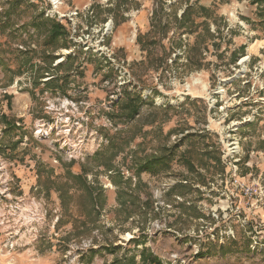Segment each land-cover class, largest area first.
I'll return each instance as SVG.
<instances>
[{
  "label": "rangeland",
  "instance_id": "374dc122",
  "mask_svg": "<svg viewBox=\"0 0 264 264\" xmlns=\"http://www.w3.org/2000/svg\"><path fill=\"white\" fill-rule=\"evenodd\" d=\"M0 158V264H264V0H0Z\"/></svg>",
  "mask_w": 264,
  "mask_h": 264
},
{
  "label": "built area",
  "instance_id": "2783aa9c",
  "mask_svg": "<svg viewBox=\"0 0 264 264\" xmlns=\"http://www.w3.org/2000/svg\"><path fill=\"white\" fill-rule=\"evenodd\" d=\"M47 92H45L46 94ZM54 100H61V103L59 106L57 103L54 102ZM46 111H51V113H57L56 111H58L60 117H57L58 120H55L54 122H51L49 120H44V119H40L39 122H37L35 124L33 133L34 136L37 138H47L49 137V135L54 131V133L57 136H60L61 134L65 135V137L71 136V132H70V128H61V126L58 127L59 124L61 123H66L65 127H68L70 125H68L71 122V115L72 114H76L78 113V108L76 107V102L69 100V98L63 96V97H56V98H51L49 100H47V105H46ZM58 109V110H57ZM62 110V111H61ZM47 112V113H48ZM59 122V124L57 125V123ZM75 125H79V122H75ZM63 146L65 145L64 143H61ZM7 162L5 159L0 158V198L7 200H12L13 199V195H12V187L11 184L13 183L11 181V179H9L10 175L8 174V168H7ZM240 184V183H239ZM240 190L241 193L244 196H249L252 197L253 195H255L257 193L256 189H254L251 186H247V185H240ZM15 202L17 204L16 207H23L25 204L24 202V197H19L17 199H15ZM13 203V202H12ZM15 204V205H16ZM34 216H31L29 218L28 222H34L36 220V222L38 223L40 221L39 218L40 216H35V218H33ZM2 219L0 218V225H2ZM31 230V229H30ZM36 231V230H35ZM28 233H30V231H28ZM14 235H18V231L16 230V233ZM22 236H25L23 234L19 235V238H21ZM17 241V240H16ZM14 242V241H13ZM20 243H10V247L12 249H14L16 246H19Z\"/></svg>",
  "mask_w": 264,
  "mask_h": 264
},
{
  "label": "trees",
  "instance_id": "16d2710c",
  "mask_svg": "<svg viewBox=\"0 0 264 264\" xmlns=\"http://www.w3.org/2000/svg\"><path fill=\"white\" fill-rule=\"evenodd\" d=\"M190 9H192V6H189L187 9H185V11L183 12L182 16H185L186 13H187V11L190 10ZM121 105H122V107H121L122 109L131 111L129 116L130 117H133V114L135 113L137 106H135L134 104H132L130 102H125V101H124V103L122 101ZM116 137L117 136H113V138H112L113 140L110 142V145L107 146V148L105 150V151L108 152L109 149L113 148V153H111V156H109L111 158L114 157V156H116V155H118V153H119V151L121 150V147H122L120 143H117L116 142ZM105 151L103 150L102 152L101 151L100 152H96L94 158L100 156L102 153H105ZM165 158H163V157L162 158H153L151 161H149L147 163L148 165L144 164L141 169H149V170H152L153 168L150 167V164L151 165H154V166H164V164H166ZM109 160H111V159L109 158ZM103 164L105 165V167L107 168V170H112L111 169L113 167L112 163L105 162ZM71 178L74 179V180L75 179H77V180H80L81 179L82 180L83 188L86 187V184L83 183V177H82V175H80V174H76V175L72 174L71 175ZM87 190L89 191L88 193L92 194V190L90 188L87 187ZM119 195H121V193H119ZM140 258H141V264H159V259L156 256H154L152 253L146 254V249H143L141 251Z\"/></svg>",
  "mask_w": 264,
  "mask_h": 264
},
{
  "label": "crops",
  "instance_id": "0c3cea01",
  "mask_svg": "<svg viewBox=\"0 0 264 264\" xmlns=\"http://www.w3.org/2000/svg\"><path fill=\"white\" fill-rule=\"evenodd\" d=\"M241 257V256H240ZM240 259H242V257L240 258ZM243 263H245V264H251L250 262H248V261H243ZM239 264V263H238Z\"/></svg>",
  "mask_w": 264,
  "mask_h": 264
},
{
  "label": "bare ground",
  "instance_id": "6f19581e",
  "mask_svg": "<svg viewBox=\"0 0 264 264\" xmlns=\"http://www.w3.org/2000/svg\"><path fill=\"white\" fill-rule=\"evenodd\" d=\"M108 26L110 27V24Z\"/></svg>",
  "mask_w": 264,
  "mask_h": 264
}]
</instances>
